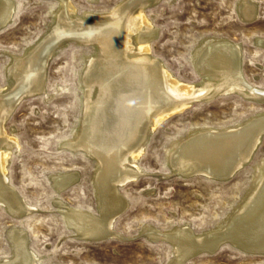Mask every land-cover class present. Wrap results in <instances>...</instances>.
Returning <instances> with one entry per match:
<instances>
[{
	"label": "rangeland",
	"instance_id": "374dc122",
	"mask_svg": "<svg viewBox=\"0 0 264 264\" xmlns=\"http://www.w3.org/2000/svg\"><path fill=\"white\" fill-rule=\"evenodd\" d=\"M71 1L84 16L86 12H111L125 0ZM241 1L160 0L147 7V17L157 29L151 55L181 83H198L195 57L199 49L214 39H229L241 45L244 76L263 90L264 45L256 41L264 37V0H254L259 17L253 22L240 17L237 7ZM16 2L13 21L0 31V88H12L6 76L11 54H25L48 35L61 8L59 0ZM95 52V47L75 41L60 47L47 67L46 93L23 98L5 123L7 136L18 143L11 147L7 163L9 182L38 209L16 217L0 205V259L13 254L11 228L17 225L26 230L40 264H170L176 258L171 244L151 241L145 233L148 227L167 230L189 224L198 234L223 227L260 177L264 134L247 165L227 181L169 174L172 148L191 132L234 127L264 111V100L240 93L195 100L151 129L136 160L144 175L119 188L129 205L113 223L118 236L84 239L73 233L64 217L65 207L55 201L97 213L94 174L98 163L83 150L73 152L61 143L79 133L81 76ZM63 172H76L79 179L58 192L53 178ZM184 264H264V254L247 253L225 242L216 252L192 253Z\"/></svg>",
	"mask_w": 264,
	"mask_h": 264
},
{
	"label": "bare ground",
	"instance_id": "6f19581e",
	"mask_svg": "<svg viewBox=\"0 0 264 264\" xmlns=\"http://www.w3.org/2000/svg\"><path fill=\"white\" fill-rule=\"evenodd\" d=\"M59 1L61 8L48 35L21 56L10 53L6 76L12 88H0V205L16 217L38 209L9 182L7 163L11 147L18 143L7 136L6 121L23 98L46 93L47 67L60 47L69 41L91 45L96 52L88 57L81 76L83 114L79 133L61 145L73 152L83 150L98 163L94 174L97 213L73 208L59 199L55 202L65 207L66 223L77 236L116 237L113 223L129 205L119 188L144 175L136 160L151 129L195 100L240 93L263 101L264 89H257L259 86L246 79L241 45L229 39H214L199 49L195 57L201 78L198 83H181L173 77L162 61L151 55L157 29L147 17L146 8L160 0H125L111 12H86L84 16L71 0ZM16 7V0H0V31L11 24ZM237 8L245 22L259 17L254 0H242ZM256 42L264 45V37ZM263 134L264 111L234 127L191 132L172 148L167 161L169 174L227 181L247 165ZM78 179L76 172H63L53 178V183L62 192ZM145 233L153 242L171 244L176 258L170 264H184L197 251L216 252L225 242L247 253L264 254V164L254 187L225 226L200 234L189 224L167 230L150 226ZM11 240L13 254L0 259V264L40 262L41 257L28 244L25 229L12 226Z\"/></svg>",
	"mask_w": 264,
	"mask_h": 264
}]
</instances>
